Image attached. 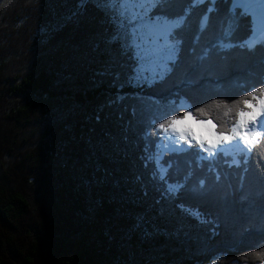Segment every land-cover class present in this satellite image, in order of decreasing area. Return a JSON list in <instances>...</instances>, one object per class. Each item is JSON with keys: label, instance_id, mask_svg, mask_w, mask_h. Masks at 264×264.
I'll list each match as a JSON object with an SVG mask.
<instances>
[{"label": "trees", "instance_id": "16d2710c", "mask_svg": "<svg viewBox=\"0 0 264 264\" xmlns=\"http://www.w3.org/2000/svg\"><path fill=\"white\" fill-rule=\"evenodd\" d=\"M92 2L125 0H0V264H264V139L239 167L196 145L152 159L147 124L106 112L118 96L170 103L227 134L264 87V40L242 45L249 14L157 0L132 24L183 19L176 58L154 81L115 82L138 62L83 29Z\"/></svg>", "mask_w": 264, "mask_h": 264}, {"label": "rangeland", "instance_id": "374dc122", "mask_svg": "<svg viewBox=\"0 0 264 264\" xmlns=\"http://www.w3.org/2000/svg\"><path fill=\"white\" fill-rule=\"evenodd\" d=\"M122 1V0H121ZM157 0H125L120 6H112L110 8L102 7L97 3H93V9L91 14L93 15V21H87L83 24V29L87 31L95 32L98 40L104 41L116 39V48L122 59L127 61L138 62V69H131L130 72L120 78V76L114 75L115 82L123 79V81H132L138 79L140 81H154L161 78L167 71L168 65L174 61L177 55V45L169 42V36L172 32L181 26L183 19L175 22L171 21H153V22H138L133 23L134 18L137 19L140 12L150 9L152 3ZM196 2H203L206 0H194ZM214 2L215 0H207ZM235 7L242 9L243 12L249 14L251 21L250 34L246 35L242 45L245 48H253L255 45L261 43L264 40V5L259 4L258 0H247V2H240V0H232ZM95 4V5H94ZM88 15V14H86ZM260 17V20L255 25V18ZM115 18L120 21V24L115 23ZM92 28V29H91ZM123 28V29H122ZM125 29V30H124ZM252 34L257 35V40L254 44H250V38ZM237 44L230 42H217V48L219 47L223 51L236 47ZM87 50L92 51L91 47ZM85 53H87L85 51ZM88 57H85L83 61L88 62ZM87 60V61H86ZM123 96H118L109 106H107L106 112L112 118L116 119L119 114L118 106H125L126 112H134L138 118L137 124L144 122L147 124V128L150 129L137 140L141 149L146 150V154L159 157L163 153H179L186 151L190 146H197L200 150V160L213 158L214 155L221 153L225 156H229L230 164L236 167L240 166V162L237 156L244 155L245 158L249 157V152L246 148H241L235 144H223V148L226 151H221L219 148L212 150L209 149V142H216L217 137L213 133H217L213 122L201 125L193 122L192 120L186 121L184 124L176 125V127L191 130L195 135L196 140H203L204 147L201 148L199 143L195 140L191 145L187 141H180L178 135H174L169 129L167 132L161 130L159 125L165 123L167 120L173 117H178L176 111L177 106L168 104H138L134 106V102H127L122 100ZM182 106H179L181 108ZM249 111V109H245ZM167 128V125H165ZM231 128L228 133L231 132ZM137 132V131H136ZM139 132V131H138ZM150 132L151 135H150ZM189 139H192L189 136ZM255 143V140H254ZM213 151L215 154H213ZM228 164V163H227ZM180 219V218H179ZM180 223V222H179ZM184 228V227H183ZM182 225L179 224L177 231L180 234L182 231ZM182 241V239H181Z\"/></svg>", "mask_w": 264, "mask_h": 264}, {"label": "snow or ice", "instance_id": "6c2138e0", "mask_svg": "<svg viewBox=\"0 0 264 264\" xmlns=\"http://www.w3.org/2000/svg\"><path fill=\"white\" fill-rule=\"evenodd\" d=\"M240 2H247V0H240ZM258 2L264 5V0H258ZM257 92H251L248 98L237 102L238 104L242 103L244 108L236 113V120L231 128V132L227 134L224 131L213 133L217 137V140L214 143L209 142V149L215 150L219 148L221 151H226L222 146L223 144H232L234 141H239L243 143L246 150L250 153L255 144L260 143L264 139V120L260 119V117L264 116V87L259 88ZM244 109H249V111H245ZM188 120H192L201 125L205 124L204 121L193 116L191 110H189L184 113L183 117H173L165 123L160 124L159 128L165 132L171 129L174 135H178L180 141H187L191 145L195 140L203 148L204 141L196 140L191 130L176 127V125L184 124ZM207 123H211V121ZM165 125H167V128ZM241 129H243V132L240 131ZM189 136L192 139H189ZM253 140H255V143H253ZM213 154H215L214 151ZM257 255L264 256V253Z\"/></svg>", "mask_w": 264, "mask_h": 264}, {"label": "bare ground", "instance_id": "6f19581e", "mask_svg": "<svg viewBox=\"0 0 264 264\" xmlns=\"http://www.w3.org/2000/svg\"><path fill=\"white\" fill-rule=\"evenodd\" d=\"M262 19H264V16L262 17ZM258 20H260V17H256V18H255V25H256V23L258 22ZM256 40H257V35L252 34L249 43H250V44H254V43L256 42ZM260 119H261V120H264V116L260 117ZM250 126H251V125H250ZM240 131L243 132V129H241ZM253 143H254V140H253ZM235 144H239V146H240L241 148H245L242 142L235 141Z\"/></svg>", "mask_w": 264, "mask_h": 264}]
</instances>
